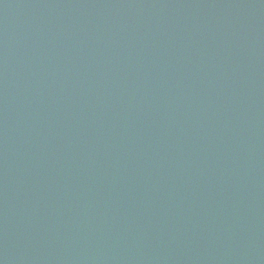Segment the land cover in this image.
<instances>
[{"label": "water", "instance_id": "95a60500", "mask_svg": "<svg viewBox=\"0 0 264 264\" xmlns=\"http://www.w3.org/2000/svg\"><path fill=\"white\" fill-rule=\"evenodd\" d=\"M0 264H264V0H0Z\"/></svg>", "mask_w": 264, "mask_h": 264}]
</instances>
